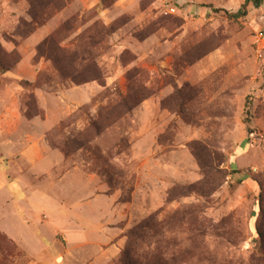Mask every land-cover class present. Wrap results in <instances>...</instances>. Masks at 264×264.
<instances>
[{"label":"rangeland","instance_id":"1","mask_svg":"<svg viewBox=\"0 0 264 264\" xmlns=\"http://www.w3.org/2000/svg\"><path fill=\"white\" fill-rule=\"evenodd\" d=\"M243 2L0 0V264H264V3L213 11ZM13 172L74 217L11 239Z\"/></svg>","mask_w":264,"mask_h":264},{"label":"crops","instance_id":"2","mask_svg":"<svg viewBox=\"0 0 264 264\" xmlns=\"http://www.w3.org/2000/svg\"><path fill=\"white\" fill-rule=\"evenodd\" d=\"M12 165V164H11ZM9 166L10 169H14V166ZM14 165V164H13ZM45 167V164H41L40 167H31L30 169L32 170H41ZM10 172V171H9ZM12 173V172H10ZM35 173V172H34ZM15 175L14 179L9 183L7 186V195L2 194L3 197H5L6 200L9 202L8 210H7V215H8V223H7V230H8V236L13 239V240H18L21 241L26 240V233L27 231H31V228L29 227L30 224V212H42V207L44 204L48 201L54 203L51 206L55 207V212H61V215H59V219H57L58 225H62L65 221V223H68V219L70 217H74L75 214L73 212H76L75 209H73L76 205V202L73 200L71 197V202L68 207L63 206L58 199L53 200L52 198H49L46 194H44L40 189H34V193H28L26 194V181H21V178H17V174L13 172V176ZM17 178V179H16ZM23 179V178H22ZM65 178L63 177L60 181H63ZM16 191H19L22 193V195H17ZM4 199V200H5ZM42 202L43 204L40 203V205H36L35 203ZM59 203H58V202ZM35 204V205H34ZM33 207V209H32ZM73 207V208H72ZM72 208V209H71ZM1 213V212H0ZM63 213H70L69 216H64ZM2 214V213H1ZM63 215V216H62ZM88 216V215H87ZM73 220V218H71ZM89 229L90 226L87 224L84 226ZM60 230V228H58ZM66 230V232L69 233V248L72 243L73 235H76V238L80 236L81 242L83 244V241L86 243L87 237L84 234V228L83 229H77L76 227L67 226L63 228ZM83 234V235H82ZM79 235V236H77ZM57 247V248H56ZM72 247V246H71ZM89 247V246H88ZM55 248V253L52 255H46V264H60V262L63 260V257L59 255V250L58 246H50L49 250L52 251ZM109 251L112 252V247L109 249ZM109 252V253H111ZM67 261L70 259L67 257L65 258Z\"/></svg>","mask_w":264,"mask_h":264},{"label":"trees","instance_id":"3","mask_svg":"<svg viewBox=\"0 0 264 264\" xmlns=\"http://www.w3.org/2000/svg\"><path fill=\"white\" fill-rule=\"evenodd\" d=\"M264 3L263 0H244V2L242 3V5L240 6V9L236 12V13H232V14H227V12H224L222 10H213L214 12H223L225 15L228 16V18L230 19H240V18H244L247 15V7L249 5H251L253 8L258 9L262 4ZM48 45H52L53 41L49 40L47 41ZM40 50V47H39ZM52 58V60L55 63H60L62 61H65L68 64H71L72 66L75 63V59L74 56L72 57L71 55L69 56H65L62 55L60 50H56L52 56H50ZM8 70L5 69L3 67V65L0 64V73L4 74L6 73ZM94 80H97L96 78H94ZM152 224H151V220H147L145 222H143L141 224L140 231L138 233L136 232H131V233H135V235H139V236H145L144 230H152L151 229ZM118 264H158L156 263L154 260L151 261H142L139 257H136L134 254H132L131 250L129 248H126L120 255L119 259H118Z\"/></svg>","mask_w":264,"mask_h":264},{"label":"built area","instance_id":"4","mask_svg":"<svg viewBox=\"0 0 264 264\" xmlns=\"http://www.w3.org/2000/svg\"><path fill=\"white\" fill-rule=\"evenodd\" d=\"M259 39H262V35L259 36Z\"/></svg>","mask_w":264,"mask_h":264}]
</instances>
